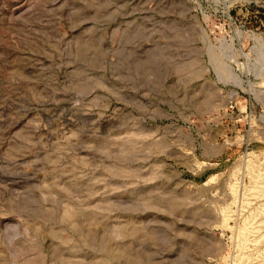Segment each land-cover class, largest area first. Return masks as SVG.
Masks as SVG:
<instances>
[{"label": "rangeland", "instance_id": "obj_1", "mask_svg": "<svg viewBox=\"0 0 264 264\" xmlns=\"http://www.w3.org/2000/svg\"><path fill=\"white\" fill-rule=\"evenodd\" d=\"M264 264V0H0V264Z\"/></svg>", "mask_w": 264, "mask_h": 264}, {"label": "bare ground", "instance_id": "obj_2", "mask_svg": "<svg viewBox=\"0 0 264 264\" xmlns=\"http://www.w3.org/2000/svg\"><path fill=\"white\" fill-rule=\"evenodd\" d=\"M232 264H234V263H233V260H232Z\"/></svg>", "mask_w": 264, "mask_h": 264}]
</instances>
